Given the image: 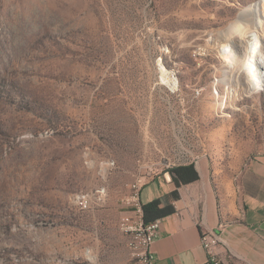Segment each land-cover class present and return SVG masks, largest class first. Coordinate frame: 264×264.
Wrapping results in <instances>:
<instances>
[{
  "label": "rangeland",
  "instance_id": "1",
  "mask_svg": "<svg viewBox=\"0 0 264 264\" xmlns=\"http://www.w3.org/2000/svg\"><path fill=\"white\" fill-rule=\"evenodd\" d=\"M263 8L0 0V264H131L138 180L193 164L219 186L264 158V90L222 56L264 57Z\"/></svg>",
  "mask_w": 264,
  "mask_h": 264
},
{
  "label": "crops",
  "instance_id": "2",
  "mask_svg": "<svg viewBox=\"0 0 264 264\" xmlns=\"http://www.w3.org/2000/svg\"><path fill=\"white\" fill-rule=\"evenodd\" d=\"M200 179L177 188L170 173L157 176L141 191L143 205L168 198L175 213L161 220L153 246L156 264H206L205 232L219 235L223 264H264V158L251 162L237 181L215 186L195 165ZM204 171V167L201 166ZM178 191V198L170 195Z\"/></svg>",
  "mask_w": 264,
  "mask_h": 264
},
{
  "label": "built area",
  "instance_id": "3",
  "mask_svg": "<svg viewBox=\"0 0 264 264\" xmlns=\"http://www.w3.org/2000/svg\"><path fill=\"white\" fill-rule=\"evenodd\" d=\"M148 183L146 178H141L132 185L131 215L120 220V230L127 237L132 257L131 264H156L153 246L161 236V220L145 223L143 204L140 200L141 191ZM201 245L207 253L206 264H223L218 251L219 235L217 233H203Z\"/></svg>",
  "mask_w": 264,
  "mask_h": 264
},
{
  "label": "bare ground",
  "instance_id": "4",
  "mask_svg": "<svg viewBox=\"0 0 264 264\" xmlns=\"http://www.w3.org/2000/svg\"><path fill=\"white\" fill-rule=\"evenodd\" d=\"M249 14L250 17L253 18V21L260 22V26L264 27V8L252 11ZM259 52L260 50L256 49H245L243 51V54H241L240 51L235 57L229 52L222 53V56L228 66L237 64L239 75L238 77H236V83L240 84V79L244 75L246 89L248 91L264 90V57H259ZM162 75L163 81H166L169 84L168 86L172 88V90H176L178 88L176 80H174L170 75H168L167 73L166 75L164 73Z\"/></svg>",
  "mask_w": 264,
  "mask_h": 264
},
{
  "label": "trees",
  "instance_id": "5",
  "mask_svg": "<svg viewBox=\"0 0 264 264\" xmlns=\"http://www.w3.org/2000/svg\"><path fill=\"white\" fill-rule=\"evenodd\" d=\"M169 173L177 188L200 179L199 173L193 164L178 166L171 169ZM170 197L171 199H177L178 191H174ZM167 199L168 198H164L163 200L159 199L143 205L145 223H153L175 213V208L168 203Z\"/></svg>",
  "mask_w": 264,
  "mask_h": 264
}]
</instances>
